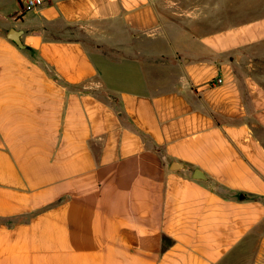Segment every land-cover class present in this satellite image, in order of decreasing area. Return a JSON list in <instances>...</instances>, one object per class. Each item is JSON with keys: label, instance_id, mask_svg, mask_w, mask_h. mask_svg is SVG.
Listing matches in <instances>:
<instances>
[{"label": "crops", "instance_id": "crops-1", "mask_svg": "<svg viewBox=\"0 0 264 264\" xmlns=\"http://www.w3.org/2000/svg\"><path fill=\"white\" fill-rule=\"evenodd\" d=\"M0 264H264V0H0Z\"/></svg>", "mask_w": 264, "mask_h": 264}, {"label": "built area", "instance_id": "built-area-1", "mask_svg": "<svg viewBox=\"0 0 264 264\" xmlns=\"http://www.w3.org/2000/svg\"><path fill=\"white\" fill-rule=\"evenodd\" d=\"M46 1L47 0H21V7L23 11L29 12L41 7Z\"/></svg>", "mask_w": 264, "mask_h": 264}, {"label": "water", "instance_id": "water-1", "mask_svg": "<svg viewBox=\"0 0 264 264\" xmlns=\"http://www.w3.org/2000/svg\"><path fill=\"white\" fill-rule=\"evenodd\" d=\"M9 37L15 41L17 44H19L20 46H23L20 42V32L19 31H15V30H12L10 31L9 33Z\"/></svg>", "mask_w": 264, "mask_h": 264}]
</instances>
